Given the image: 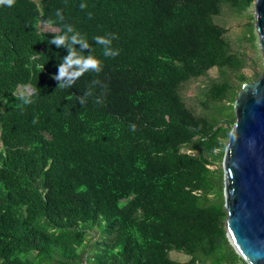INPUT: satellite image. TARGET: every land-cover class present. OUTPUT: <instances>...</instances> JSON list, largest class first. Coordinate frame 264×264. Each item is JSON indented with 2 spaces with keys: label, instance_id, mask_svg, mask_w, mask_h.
I'll list each match as a JSON object with an SVG mask.
<instances>
[{
  "label": "trees",
  "instance_id": "16d2710c",
  "mask_svg": "<svg viewBox=\"0 0 264 264\" xmlns=\"http://www.w3.org/2000/svg\"><path fill=\"white\" fill-rule=\"evenodd\" d=\"M254 1L0 7V264H248L228 238L223 166L211 163L223 162L234 103L248 82L245 58L215 17L225 5L241 12ZM49 19L57 31L41 29ZM64 24L104 62L71 89L52 79L68 53L49 41ZM110 33L120 54L104 58L93 38ZM215 67L220 76L204 101L216 112L198 113L182 87ZM93 79L103 86L82 106L77 98ZM27 87L38 95L20 106L18 90ZM100 95L104 103H94ZM173 250L190 259L172 258Z\"/></svg>",
  "mask_w": 264,
  "mask_h": 264
},
{
  "label": "water",
  "instance_id": "95a60500",
  "mask_svg": "<svg viewBox=\"0 0 264 264\" xmlns=\"http://www.w3.org/2000/svg\"><path fill=\"white\" fill-rule=\"evenodd\" d=\"M256 28L264 58V0H255ZM223 158L227 234L248 264H264V70L245 82Z\"/></svg>",
  "mask_w": 264,
  "mask_h": 264
},
{
  "label": "clouds",
  "instance_id": "9594fccd",
  "mask_svg": "<svg viewBox=\"0 0 264 264\" xmlns=\"http://www.w3.org/2000/svg\"><path fill=\"white\" fill-rule=\"evenodd\" d=\"M17 0H0V7H14ZM81 10L87 8V4H80ZM89 18H92V13H88ZM55 17L59 22L64 21L62 11L57 9ZM46 25L52 23V21L46 20ZM36 30H39V25H34ZM116 34H108L106 36H95L93 38L95 45L101 47L102 55L104 58H115L119 56L120 49L114 48L113 41L117 40ZM51 45H55L57 48H64L67 50V55L60 58L58 64V71L52 76V79L57 81V89H71L75 86L76 82L84 76L86 73H94L99 75L104 68V62L94 54V48L90 46L86 36L82 35L79 31L70 24H64V31L62 34H55L54 39L49 41ZM77 45L80 47L77 48ZM91 49L89 54H85V50ZM44 69V66H43ZM97 85H102V82L98 79H93L89 85V88L83 92V95L78 96V102L80 105H85L90 97H93V89ZM103 86V85H102ZM38 95L34 89H25L17 97L20 106H29L35 103V97ZM94 103L103 104V95L96 96ZM38 118L33 120V123H37ZM130 129L135 131V125H130Z\"/></svg>",
  "mask_w": 264,
  "mask_h": 264
},
{
  "label": "rangeland",
  "instance_id": "374dc122",
  "mask_svg": "<svg viewBox=\"0 0 264 264\" xmlns=\"http://www.w3.org/2000/svg\"><path fill=\"white\" fill-rule=\"evenodd\" d=\"M215 20L228 28L227 38L230 40L233 50L239 52L245 58L246 66L242 70L243 73L246 75L249 82L255 81V79H253L255 75L263 73L264 58L263 51L259 45L260 38L256 28V11L254 3L241 12L225 5L222 14L215 17ZM40 26L42 30H58L57 27L51 26V24L46 25L42 23ZM219 76V70L215 67L212 68L207 75L190 80L183 85L182 94L187 104L194 108L198 113L205 111H208L209 113L216 112V106L214 107V104H212L210 108H206L204 101V88L212 81V79L219 78ZM232 76L234 77L233 74ZM25 89L30 88H19L18 93L23 92ZM227 141L228 140H225L226 143ZM1 148L2 143L0 141V149ZM211 164V168L213 169L223 166V163L219 160H214ZM91 233H93V231ZM171 256L180 261H187L190 259L188 254L177 250L171 251Z\"/></svg>",
  "mask_w": 264,
  "mask_h": 264
}]
</instances>
